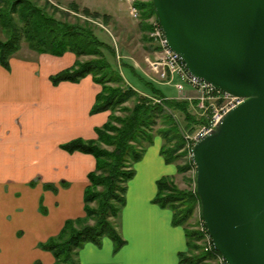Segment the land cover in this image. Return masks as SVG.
Instances as JSON below:
<instances>
[{"label": "crops", "instance_id": "0c3cea01", "mask_svg": "<svg viewBox=\"0 0 264 264\" xmlns=\"http://www.w3.org/2000/svg\"><path fill=\"white\" fill-rule=\"evenodd\" d=\"M76 61L70 51L39 53L22 44L9 69L0 63V264H53V253L39 243L58 234L67 219L85 215L84 192L96 158L61 145L96 139L110 111L91 112L102 90L92 75L52 82ZM161 147L160 140L147 150L129 181L121 214L125 243L116 248L107 236L100 244L87 242L79 264H187L180 261L188 250L186 227L174 223L171 208L154 201L158 180L177 172Z\"/></svg>", "mask_w": 264, "mask_h": 264}, {"label": "trees", "instance_id": "16d2710c", "mask_svg": "<svg viewBox=\"0 0 264 264\" xmlns=\"http://www.w3.org/2000/svg\"><path fill=\"white\" fill-rule=\"evenodd\" d=\"M71 4V10L81 11L87 17L105 22L110 17L107 13L88 7L80 9L76 3ZM134 4L141 11V30L148 33L152 29L149 18L157 17L153 0H135ZM0 26L8 35L6 39L0 38L3 67L10 68L11 57L20 50L23 41L39 53L62 55L73 52L77 56L76 63L52 75V82L79 81L92 75L102 90L91 112L110 111L108 120L96 129V139L75 138L61 145L68 152L92 154L96 158V167L88 174L89 182L84 192L85 215L67 219L60 232L40 242L39 247L53 253V264H79V249L87 242L100 244L106 236L115 242L116 248L121 247L125 240L118 220L126 204L128 182L136 173L135 163L156 135L162 137L161 154L167 163H176L185 155L182 149L186 142L171 112L187 111V126H193L199 121L188 111L190 102L169 98L155 85H149L152 97L141 95L132 86L124 88V77L113 68L103 51L110 49L109 46L91 25L62 22L33 0H0ZM132 99L136 100L135 104L128 106ZM119 110L122 114L117 113ZM178 166L180 173L191 167L186 164ZM158 188L154 201L174 211L175 224H188L200 201L197 191L179 189L171 175L160 178ZM41 209L46 212L44 206ZM90 220L95 223L89 224ZM185 227L188 250L180 253V261L202 264L215 258L214 254L202 251L199 241L203 234L187 228V225ZM214 252L218 253L216 249Z\"/></svg>", "mask_w": 264, "mask_h": 264}, {"label": "water", "instance_id": "95a60500", "mask_svg": "<svg viewBox=\"0 0 264 264\" xmlns=\"http://www.w3.org/2000/svg\"><path fill=\"white\" fill-rule=\"evenodd\" d=\"M188 71L245 100L193 147L202 217L227 264H264V0H153Z\"/></svg>", "mask_w": 264, "mask_h": 264}, {"label": "rangeland", "instance_id": "374dc122", "mask_svg": "<svg viewBox=\"0 0 264 264\" xmlns=\"http://www.w3.org/2000/svg\"><path fill=\"white\" fill-rule=\"evenodd\" d=\"M41 6H44L47 13L55 16L62 22L88 24L95 29L96 34L101 40L107 43L110 49H104L107 60L111 63L113 68L120 71L125 79V83L122 85L124 88L128 86L134 87L140 92L141 95L151 96L149 85H155L160 88L162 92L169 98L176 100H187L190 102L188 111L199 121L193 126H187L186 112L177 110L173 113L174 118L178 124L179 130L186 142L182 151L186 152L185 155L176 163L177 172L174 175V184L181 190L197 191L196 179L197 171L192 157V147L189 144L190 138L193 137L202 127L206 120V116L211 110V105H201V100L198 98L199 94L196 90L187 88L184 91L178 86L181 83L178 79H175L174 83H166L161 79L156 71L151 66L152 59L157 58L158 47L156 41L152 39L151 31H153L154 24L158 21L156 16L149 18L148 22L152 24V29L147 31L141 30L140 20L141 18H135L131 15L129 2L125 0H33ZM76 3L80 6V9L87 6L92 10H97L102 13L109 14V19L105 22L102 19H93L82 14L81 11H74L72 4ZM135 0L133 1V4ZM135 5V4H134ZM138 8V7H137ZM57 9V10H56ZM140 11V10H139ZM141 14V11H140ZM155 22V23H154ZM149 36V37H148ZM8 35L0 26V38L6 39ZM23 45L28 46V43L23 41ZM22 47V46H21ZM89 57H86L88 59ZM130 67H132L130 69ZM134 69V70H133ZM148 83V84H147ZM144 97V96H143ZM156 102H161L160 99L154 98ZM136 100L132 99L127 103L128 106H133ZM169 111V109H167ZM118 114H122L119 110ZM163 140L160 135L154 137L152 144L146 145L144 154L138 162L135 163V169H137L138 163L143 160L147 150L153 148L159 141ZM163 156V155H162ZM164 157V156H163ZM165 159V158H164ZM179 164L190 165L191 167L183 173L179 172ZM129 184V182H128ZM122 214V213H121ZM89 224H94V220H90ZM118 224L121 226V218L118 220ZM187 228L198 230L203 234L202 240L199 244L202 247L203 252H209L215 255V258H211L202 264H222L219 253H215L214 249H210L208 246L207 231L202 217L201 203L196 205L193 215L188 221ZM185 225V226H186ZM78 225V227H80ZM121 230V227H120ZM20 230L18 235H23V231ZM201 251V250H200ZM198 251V252H200ZM40 264L36 261L35 264Z\"/></svg>", "mask_w": 264, "mask_h": 264}, {"label": "built area", "instance_id": "2783aa9c", "mask_svg": "<svg viewBox=\"0 0 264 264\" xmlns=\"http://www.w3.org/2000/svg\"><path fill=\"white\" fill-rule=\"evenodd\" d=\"M133 1L134 0H125V2L131 4V15L135 18H140V11L133 4ZM152 30L150 34L152 39L157 42L156 45L158 47L157 58L150 61L153 70L156 71L159 77L166 83H174L175 79H178L181 83L175 86H178L181 91L187 88L194 89L199 94L198 98L201 100V105H211V110L206 116V120L200 130L193 137H189V144L193 148L194 144L199 139L216 127L218 122L230 109L242 103L245 98L218 89L212 83L192 75L188 71L182 57L168 46L164 30L159 21H156ZM207 237L208 247L215 250L216 248L208 232ZM219 256L221 263L227 264L221 255Z\"/></svg>", "mask_w": 264, "mask_h": 264}]
</instances>
